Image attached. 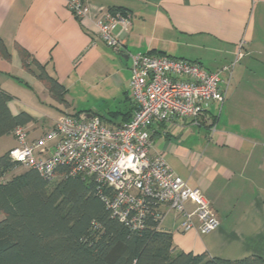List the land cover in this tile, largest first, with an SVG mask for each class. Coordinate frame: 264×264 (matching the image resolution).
<instances>
[{
	"label": "crops",
	"instance_id": "crops-1",
	"mask_svg": "<svg viewBox=\"0 0 264 264\" xmlns=\"http://www.w3.org/2000/svg\"><path fill=\"white\" fill-rule=\"evenodd\" d=\"M87 1L132 14V25L115 31L125 40L120 53L100 38L91 18H77L66 0H0V37L10 52L9 58L0 56V84L13 96L12 112L33 116L27 125L32 138L52 130L67 113L62 110L49 117L40 104L35 108L14 102L16 93L29 92L24 84L57 107L39 78L35 60L66 87L70 81L112 70L105 79L114 78L124 87L117 103L105 114L82 111L99 113L110 126L132 117L135 110L130 93L132 54L182 58L211 71L235 63L231 74L221 72L227 76L224 80L230 78L226 102L221 109L213 104L202 125L176 119L152 128L151 154L164 157L176 175L202 192L220 224L208 233L185 231L179 213L163 206L160 228L172 233L177 250L229 260L264 258V0ZM22 48L31 54L29 69L23 65ZM186 209L194 211L195 205L188 203ZM4 217L0 210V221ZM199 225L195 218V226Z\"/></svg>",
	"mask_w": 264,
	"mask_h": 264
},
{
	"label": "built area",
	"instance_id": "built-area-1",
	"mask_svg": "<svg viewBox=\"0 0 264 264\" xmlns=\"http://www.w3.org/2000/svg\"><path fill=\"white\" fill-rule=\"evenodd\" d=\"M66 5L77 18H91L100 38L116 52L122 51L125 40L115 31L132 25L129 11L94 6L87 0H66ZM130 58L135 110L129 121L110 126L95 114L81 119L64 113L52 130L37 138L20 125L14 130L17 144L9 156L50 179L60 167H66L64 175L94 179L113 215L133 230L142 229L149 216H161V208L167 206L179 213L185 231L208 233L220 224L216 210L199 189L174 173L164 157L151 154L152 128L176 119L202 125L213 104L221 109L226 102L230 78L224 80L221 72L231 74L235 63L211 71L198 62L168 55L140 52ZM188 203L195 205L194 211L186 209ZM195 218L200 220L198 227Z\"/></svg>",
	"mask_w": 264,
	"mask_h": 264
},
{
	"label": "trees",
	"instance_id": "trees-1",
	"mask_svg": "<svg viewBox=\"0 0 264 264\" xmlns=\"http://www.w3.org/2000/svg\"><path fill=\"white\" fill-rule=\"evenodd\" d=\"M21 55L29 69L31 54L22 48ZM0 56L10 57L1 37ZM35 61L39 78L57 102L67 105V87ZM12 99L0 84V138L34 120L27 111L13 113ZM20 166L9 151L0 156V210L5 216L0 221V264H264L260 255L229 260L177 250L172 233L160 228L163 213L133 230L113 215L94 179L64 175L66 167L54 179L32 167L15 172Z\"/></svg>",
	"mask_w": 264,
	"mask_h": 264
},
{
	"label": "rangeland",
	"instance_id": "rangeland-1",
	"mask_svg": "<svg viewBox=\"0 0 264 264\" xmlns=\"http://www.w3.org/2000/svg\"><path fill=\"white\" fill-rule=\"evenodd\" d=\"M112 72V70H108L104 76L94 74L92 76H88L83 81H70L69 85H67V105L58 102L56 103L57 107H51L49 98L45 96L43 98H38L35 95L33 88L24 84H22L24 86L22 88L25 89L26 87L29 92H26V96L16 93L18 94L16 100L21 102H16L15 99L14 102L17 105L26 104L35 108H39L38 105L40 104L43 106L42 108L46 110L49 117L51 115L58 116L61 112L63 113V111L77 115L84 110L93 109L99 111L100 114H105V109L117 103L119 99L117 96L124 92V87L118 84L114 78L105 79V77L112 74ZM222 77L227 78L225 75H222ZM120 90H122V92ZM46 127H51V120L49 121L48 125H46ZM16 143V139L11 135L2 137L0 140V154H4L7 148L15 145ZM24 169L25 168L23 166H20L15 170V172H20Z\"/></svg>",
	"mask_w": 264,
	"mask_h": 264
},
{
	"label": "water",
	"instance_id": "water-1",
	"mask_svg": "<svg viewBox=\"0 0 264 264\" xmlns=\"http://www.w3.org/2000/svg\"><path fill=\"white\" fill-rule=\"evenodd\" d=\"M93 116H94V113L92 112H83L80 114L81 119H89V118H92Z\"/></svg>",
	"mask_w": 264,
	"mask_h": 264
}]
</instances>
